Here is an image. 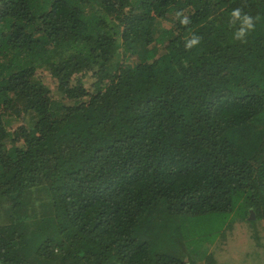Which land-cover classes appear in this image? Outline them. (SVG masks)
Instances as JSON below:
<instances>
[{"label":"trees","instance_id":"trees-1","mask_svg":"<svg viewBox=\"0 0 264 264\" xmlns=\"http://www.w3.org/2000/svg\"><path fill=\"white\" fill-rule=\"evenodd\" d=\"M220 215L264 226V0H0L1 263L196 264Z\"/></svg>","mask_w":264,"mask_h":264},{"label":"rangeland","instance_id":"rangeland-1","mask_svg":"<svg viewBox=\"0 0 264 264\" xmlns=\"http://www.w3.org/2000/svg\"><path fill=\"white\" fill-rule=\"evenodd\" d=\"M86 85L90 87L91 82L87 80ZM233 217L239 219V216ZM233 217L220 215L202 221L199 225L202 246H198L193 258L196 264L209 262L206 261L207 257L212 264H236L245 252L251 251L252 245L247 244L251 243L250 237L255 235L256 231L263 233L264 226L257 221L253 226L236 223L238 220Z\"/></svg>","mask_w":264,"mask_h":264},{"label":"clouds","instance_id":"clouds-1","mask_svg":"<svg viewBox=\"0 0 264 264\" xmlns=\"http://www.w3.org/2000/svg\"><path fill=\"white\" fill-rule=\"evenodd\" d=\"M235 14L238 15V14H239V10H236ZM184 22H187V21H184ZM249 26H251V25H249ZM238 35H241V34H238ZM197 39H198V38H194V39H192L191 41H189L187 46H191L192 44L197 43Z\"/></svg>","mask_w":264,"mask_h":264},{"label":"water","instance_id":"water-1","mask_svg":"<svg viewBox=\"0 0 264 264\" xmlns=\"http://www.w3.org/2000/svg\"><path fill=\"white\" fill-rule=\"evenodd\" d=\"M252 217H253V214H252ZM0 264H4V263H1V262H0Z\"/></svg>","mask_w":264,"mask_h":264}]
</instances>
